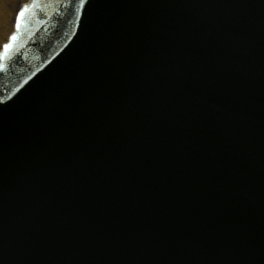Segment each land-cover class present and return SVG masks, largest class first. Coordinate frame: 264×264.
<instances>
[{
  "label": "water",
  "instance_id": "obj_1",
  "mask_svg": "<svg viewBox=\"0 0 264 264\" xmlns=\"http://www.w3.org/2000/svg\"><path fill=\"white\" fill-rule=\"evenodd\" d=\"M0 64V264H264V0H29Z\"/></svg>",
  "mask_w": 264,
  "mask_h": 264
},
{
  "label": "rangeland",
  "instance_id": "obj_2",
  "mask_svg": "<svg viewBox=\"0 0 264 264\" xmlns=\"http://www.w3.org/2000/svg\"><path fill=\"white\" fill-rule=\"evenodd\" d=\"M28 0H0V48L13 30V21L20 4Z\"/></svg>",
  "mask_w": 264,
  "mask_h": 264
},
{
  "label": "snow or ice",
  "instance_id": "obj_3",
  "mask_svg": "<svg viewBox=\"0 0 264 264\" xmlns=\"http://www.w3.org/2000/svg\"><path fill=\"white\" fill-rule=\"evenodd\" d=\"M83 2H84V0H81V3H83ZM26 11H28L27 8H25L23 11L20 12V18H23ZM13 39H16V37H13ZM2 67H3V65L0 64V68H2Z\"/></svg>",
  "mask_w": 264,
  "mask_h": 264
}]
</instances>
